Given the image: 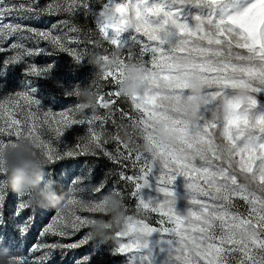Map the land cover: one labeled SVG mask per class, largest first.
I'll use <instances>...</instances> for the list:
<instances>
[{
	"label": "snow or ice",
	"instance_id": "obj_1",
	"mask_svg": "<svg viewBox=\"0 0 264 264\" xmlns=\"http://www.w3.org/2000/svg\"><path fill=\"white\" fill-rule=\"evenodd\" d=\"M224 4L225 0H52L42 5L40 0L18 4L0 0V43L11 36L20 37V42L11 44L15 54L3 59L5 67L24 63L28 77L49 73L51 65L38 67L29 62L45 50L41 41L67 53L76 64L85 62L87 48L79 51L70 46L81 41L79 27L69 20L46 31L18 22L2 23L9 16L30 20L61 13L71 17L82 14L86 20H94L101 40L89 43L94 49H102L103 59L107 60L113 50H122L119 66L101 77L111 81L112 90L101 92L98 88V107L109 109L114 104L105 96L121 97L119 85L129 61H139L144 67L146 91L142 97L128 100L137 115L121 112V119L127 118L131 128L143 129L141 139L151 144L149 152L130 148L118 132L108 131L106 125L114 115L112 112L104 116L93 113L81 119L77 116L78 102L66 111H46L34 97L35 89L0 99V146H15L25 138L33 142L49 164L66 157L91 155L106 157L121 166L117 175L126 186H133L127 195L137 201L136 211H143L145 217L158 214L157 223L161 225L154 227L145 218L128 215L125 230L115 233L118 239L127 238V242H121L113 251L130 253L129 264H153L148 241L153 233L166 239V264H264V113L255 111L256 94L264 91V0H252L236 14L218 16L216 10ZM184 5L209 11L195 15L190 25L180 16V7ZM106 12L112 13L110 20L105 18ZM102 42L113 47L105 48ZM4 51L0 46V52ZM181 68L204 88V103L197 105L194 120L174 107V102L193 99L188 83L177 75ZM160 81L171 85L166 94L159 89ZM240 91L246 93L243 103L236 98ZM78 93L79 87L70 95L77 97ZM160 123L176 133L174 146H162L156 141L154 131ZM73 125H87V135L79 137L75 147L62 152L57 144ZM46 133L53 138H43ZM127 134L131 138V133ZM113 142L116 147L110 150L108 145ZM125 162L131 175L124 171ZM154 169L159 170L157 191L163 195L162 200H146L140 195L149 186L148 177ZM178 176L186 180L189 206L183 214L176 211L177 196L170 187ZM88 180V175H80L71 181L73 194L65 203V210L54 211L39 234L41 240L26 253L11 254L16 264H49L57 251L63 253L89 243L90 232L76 243L43 239L77 235L95 221L81 213H101L103 201L76 195L84 190L78 186L88 184ZM105 187L103 180L92 185L90 191L97 196ZM108 194L118 197L128 211L124 189L114 185ZM9 195L15 197L13 228L26 237L37 211L31 205V194L11 193L6 173L0 169V225L7 224L4 210ZM24 212L29 214L24 216ZM0 247L10 253L17 245L10 241ZM86 261L84 257L79 264Z\"/></svg>",
	"mask_w": 264,
	"mask_h": 264
},
{
	"label": "rangeland",
	"instance_id": "obj_2",
	"mask_svg": "<svg viewBox=\"0 0 264 264\" xmlns=\"http://www.w3.org/2000/svg\"><path fill=\"white\" fill-rule=\"evenodd\" d=\"M7 2L21 3L27 2V0H6ZM52 0H40L43 5L50 3ZM79 3V0H77ZM252 0H225L223 8L216 10V14L219 16L223 14H236L246 8ZM99 7V4L96 5ZM208 9H200L193 7L192 5H184L180 7V16L182 21L194 23L193 17L197 14H206ZM62 20H69L75 23L79 29V38L81 43L72 44L71 47L84 51H94L93 46L89 41L101 40V36L96 29L94 20H86L82 14L77 17H71L67 13H61L58 15H42L38 19L30 20H17L14 17H5L2 23L18 22L25 26H32L41 29L42 31L50 30L52 25L58 24ZM55 34V33H54ZM146 39V38H145ZM20 42L19 36L8 37L0 46L5 48L4 52H0V99L8 94L15 93L17 91L35 89L33 93L34 97L40 101V105L44 110H52L54 112L66 111L68 108H72L77 104V98L70 95L77 87L82 88L89 86L94 92L99 88L101 92H108L111 89L110 80L96 79L92 73L94 69L87 64V57L85 62L76 64L72 57L67 53L59 52L52 49L45 41H41L40 46L45 50L32 58L31 63L36 64L38 67H46L51 65V71L39 77H28L25 72L26 65L24 63L4 66L3 59L15 53L11 51V44ZM27 46H34L31 42H25ZM105 48H112L107 42H102ZM138 51V49H137ZM186 95L188 92L186 91ZM258 100V107L255 109L257 113H264V91L256 94ZM105 99L114 100V104L109 109L100 108L97 106L96 110L85 109L82 115L77 114L78 118L84 119L90 117L93 113L104 116L109 112L114 113L106 125L108 131L112 134L119 133V136L123 141L124 133L128 132L135 138L134 128L129 127V121L127 118L121 119V112L129 113L132 116H136L137 113L133 110L131 103L123 97L115 98L105 96ZM22 103V101H21ZM17 118H21L17 115ZM115 121L113 123L112 121ZM87 135V125H73L67 129L57 146L60 150L66 151L75 147L79 143V137ZM43 138H53L50 133H46ZM139 142H143L139 138ZM116 147L115 142L110 143L108 148L114 150ZM121 150L122 146H121ZM91 167V172H88ZM121 170L119 164L113 163L106 157H94L91 155L66 157L55 164H49L46 168L47 176L54 180L56 192L64 197L61 204H65L67 200L73 194V185L71 181L80 175H88V184L78 187H83V191L77 192V197H84L85 199H101L105 194H108L109 189L114 185L124 189L126 192L125 204L128 206L127 215H131L135 218H145L154 227H161L157 223L158 214H151L150 217H145L143 211H136L137 201L127 193L132 191L133 186L131 184L125 185V182L120 179L117 173ZM124 171L127 175H131L132 171L128 168L127 162L124 165ZM159 175V170L154 169L153 173L148 177L149 186L141 190L140 195L144 199L162 200L163 195L157 191L156 177ZM106 180V187L100 195L93 196L90 189L92 185L99 184L101 181ZM186 180L182 176H178L171 185V189L177 196L176 211L180 214L185 213L188 208V200L186 199L187 189L185 187ZM11 193L12 191L9 187ZM14 195H9L4 210V218L7 224L0 225V246L7 245L10 241L14 242L17 247L10 249V254L20 255L23 252L26 253L27 249L41 240L40 232L50 222L51 216L55 210L59 208H40L33 204L32 207L36 209V216L34 223L26 237H21L12 225V210L14 203ZM32 199V197H31ZM31 202V200H30ZM29 213L24 212V216ZM81 215L100 218L102 213H81ZM107 219V217H104ZM167 226V225H164ZM90 232L89 228H84L79 234L73 235L67 238H59L47 236L43 239L46 242H54L59 240L64 244L78 242L86 233ZM149 247L152 251L153 264H166L167 262V249L168 245L166 239L162 237L160 233H153L148 238ZM121 242H127V238L118 239L113 233V239L108 242H104L98 238H92L86 246H81L77 249H65L63 253L57 251L50 259L49 264H79L84 257H87L86 264H129L128 257L130 253H114L113 249L117 248ZM2 248V247H0ZM147 251V250H145ZM39 255V253H36Z\"/></svg>",
	"mask_w": 264,
	"mask_h": 264
},
{
	"label": "clouds",
	"instance_id": "obj_3",
	"mask_svg": "<svg viewBox=\"0 0 264 264\" xmlns=\"http://www.w3.org/2000/svg\"><path fill=\"white\" fill-rule=\"evenodd\" d=\"M112 13L106 12L105 18L111 19ZM121 49H116L108 53V59H103V51H90L87 55V64L94 71L92 75L96 79H100L105 72L114 70L119 66V57ZM183 63V62H182ZM124 79L119 85L120 95L127 100H132L134 97H142L146 91L144 67L139 61H129L123 69ZM177 75L181 80L188 83L189 95L191 100H181L174 102L175 109L182 113L186 118L194 120L197 118V105L204 103V88L190 74H185L183 68L179 69ZM171 85L164 81L159 82V89L165 93ZM246 93L240 91L236 98L241 102H245ZM80 105L77 114L82 115L85 109L97 108V97L95 92L85 86L79 88L78 96L76 97ZM173 103V102H170ZM135 138L124 133V140L128 146L139 152L151 151V144L143 141L139 142V138L144 135L143 129L139 126L134 128ZM156 141L162 145L171 147L177 143L176 133L170 128H166L163 123L156 126L154 131ZM48 161L34 147L30 139L21 138L16 142L15 146L9 144L0 146V169L6 173L8 187L16 193H30L31 204L40 208H59L65 210L61 201L64 197L60 196L55 190V182L49 178L46 173ZM101 200L103 201L101 209V217L95 218L93 223H89L92 238H98L104 242L113 239V233L124 231L125 225L128 222V215L123 202L112 194H105ZM104 217H107L105 219ZM139 239H143L141 234H137ZM0 264H16L14 257L7 249L0 248Z\"/></svg>",
	"mask_w": 264,
	"mask_h": 264
}]
</instances>
